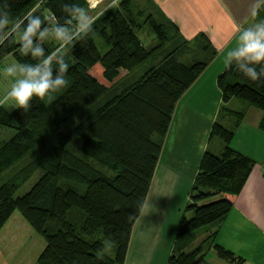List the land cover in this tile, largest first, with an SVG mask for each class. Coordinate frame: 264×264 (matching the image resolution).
Masks as SVG:
<instances>
[{
    "label": "trees",
    "instance_id": "16d2710c",
    "mask_svg": "<svg viewBox=\"0 0 264 264\" xmlns=\"http://www.w3.org/2000/svg\"><path fill=\"white\" fill-rule=\"evenodd\" d=\"M84 2L7 0L14 18L36 9L34 15L47 14V20L61 23L62 4ZM146 25L156 34L151 46L141 36ZM96 37L108 44L107 50L99 49ZM42 46L47 54L56 44ZM18 47L7 39L0 44V64L8 56L18 63L36 62L30 53L21 56ZM201 53L205 61H198ZM216 54L204 35L191 45L170 22L136 0H120L117 8L104 13L89 36L71 46L67 85L53 93V101L34 97L26 112L0 107V127L15 130L9 139L0 140V176L26 162L0 185V231L17 210L45 239L39 264H125L178 102ZM149 60L155 62L137 80L114 92ZM218 85L224 101L237 97L264 111V77L252 81L233 64L219 75ZM229 113L237 122L232 128L219 122L212 127L211 137H220L224 149L220 155L207 150L201 158L167 264H202L208 249L230 262L244 260L215 242L216 231L187 250L195 231L226 219L256 165L231 146L244 113ZM260 127L264 131V116ZM40 169L43 174L33 187L15 197Z\"/></svg>",
    "mask_w": 264,
    "mask_h": 264
},
{
    "label": "crops",
    "instance_id": "0c3cea01",
    "mask_svg": "<svg viewBox=\"0 0 264 264\" xmlns=\"http://www.w3.org/2000/svg\"><path fill=\"white\" fill-rule=\"evenodd\" d=\"M147 3L144 5L152 6L155 10L152 13L170 22L182 39L194 45V40L204 35L209 48L217 54L178 102L125 264H167L176 246L180 219L191 202L201 158L207 150L217 154L223 145L222 142L214 145L212 127L215 122L227 120L232 128L237 122V116L229 111L244 113L231 146L253 158L256 165L226 219L213 225L211 232L216 231V243L244 259L240 264H264V131L260 127L264 111L237 97L224 101L218 85V77L225 69V54L235 46L238 31L264 21V0H147ZM257 3L261 12L252 17L251 7ZM192 112L200 114L194 124ZM21 217L14 212L0 231V264L20 262L17 250L3 247V239L13 223L24 225ZM26 230L28 234L35 233ZM197 242L198 238L192 243L197 246ZM41 252L35 253L29 264H39ZM211 252L213 258L208 259ZM206 262L238 264L219 257L212 249L205 253Z\"/></svg>",
    "mask_w": 264,
    "mask_h": 264
},
{
    "label": "clouds",
    "instance_id": "9594fccd",
    "mask_svg": "<svg viewBox=\"0 0 264 264\" xmlns=\"http://www.w3.org/2000/svg\"><path fill=\"white\" fill-rule=\"evenodd\" d=\"M119 3L120 0H85L84 5L62 4L61 10L65 15L61 23L60 19L47 20V14L34 15L36 9L22 18H14L5 0L0 5V44H4L6 39L9 43L18 44L20 55L29 56L30 53L36 62L11 63L3 68L4 76L12 78V82L0 99V107L23 109L26 112L31 108L34 97L45 103L53 101V93L67 85L65 74L70 65L65 57L71 46L85 40L101 16L117 8ZM39 7L40 4H37L36 8ZM260 9L258 3L254 4L250 15L256 17ZM42 24H45L43 29ZM47 42H54L56 47L46 54L42 45ZM233 64L252 81L264 77V21L238 31L235 46L224 57L226 69Z\"/></svg>",
    "mask_w": 264,
    "mask_h": 264
},
{
    "label": "rangeland",
    "instance_id": "374dc122",
    "mask_svg": "<svg viewBox=\"0 0 264 264\" xmlns=\"http://www.w3.org/2000/svg\"><path fill=\"white\" fill-rule=\"evenodd\" d=\"M106 2H108V0H106ZM137 4L142 7L145 8L144 3H147V0H136ZM149 6V3H147ZM150 10L152 12H155V10H153L152 6L150 7ZM157 14V13H156ZM158 15V14H157ZM156 15V17H157ZM143 39L146 40V44L148 46L154 45L156 43L155 40V36L156 34L154 33L153 30H151V28H149V26H145L144 27V32L141 35ZM176 40L178 41V37H176ZM96 43L99 47L100 50L105 51L108 49V44L100 37H96ZM179 42V41H178ZM171 43L168 45L170 46ZM206 55L204 53H201L200 55H198V61H205L206 59ZM66 62H68L69 64L73 61L71 59V57L66 56L65 57ZM155 61L153 60H149L146 63L142 64L141 66H139L137 69H135L132 73H130L126 78H124V80L117 85L116 87H114V92L118 93L120 92L125 85L132 83L133 81L137 80L141 74L144 73V71L150 67V65H152ZM11 63H18L13 57L8 56L1 64H0V99L3 98V94L5 93V91L7 89L10 88V84L12 82V78H6L3 74V68ZM190 117L192 118V124L198 122V119L200 118V114H197L195 112H192ZM227 120H223L220 121L219 123L222 124L223 126L227 127V128H231V123L228 122L226 123ZM188 124L190 125L191 122H188ZM193 128V126L190 127V130ZM15 133V130L12 128H7V127H0V140H6L9 139L11 136H13V134ZM54 140L52 139L50 141V143H53ZM218 142H222V148L220 151H217V155H220L223 152L224 149V141L220 138V137H215L214 138V145L218 144ZM26 165L25 161L20 162L19 164H16L14 167L8 169L7 171H5L1 176H0V185L6 181H8L17 171H19V169L21 167H24ZM43 174V170H37L16 192L15 197H19L24 195L25 193H27L32 187L33 185L37 182V180L39 179V177ZM216 199V198H215ZM15 213H19L17 210L15 211ZM22 220L25 222L23 226H16L15 223H13L10 226V229L8 231H10L8 233L7 236H5V239H3V247L6 249H14L17 250V254H19L18 256L20 257V259H17V261H20L18 264H29L30 263V259L32 258V256L36 253H39L41 250H43V246L46 243L44 237L37 233L31 226L29 223H27V221L25 219H23L24 217H21ZM27 226V227H26ZM212 226L213 225H206L201 227L200 229H198L197 231H195V233L192 235V237L189 239V242H191V240H193L194 238L197 239L198 238V242L197 243H201V241H203L205 239V237H207V235L212 231ZM26 228H29V230H31V232H35L33 234L27 232ZM20 233V234H18ZM37 234V235H36ZM33 235V236H32ZM198 244V245H199ZM194 243L189 244V246L187 247V250H192L194 249L196 246H194ZM197 245V246H198ZM213 256V253L211 252L208 255V259H210ZM213 258V257H212ZM207 259V258H206ZM202 264H207V262L202 263Z\"/></svg>",
    "mask_w": 264,
    "mask_h": 264
}]
</instances>
